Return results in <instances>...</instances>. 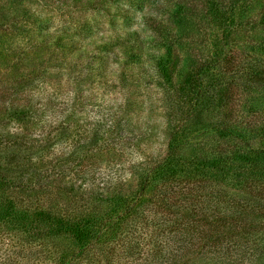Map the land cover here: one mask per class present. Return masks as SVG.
<instances>
[{"label": "trees", "instance_id": "16d2710c", "mask_svg": "<svg viewBox=\"0 0 264 264\" xmlns=\"http://www.w3.org/2000/svg\"><path fill=\"white\" fill-rule=\"evenodd\" d=\"M37 1L0 0V264H264V0H151L152 35L82 42L52 32ZM119 1L140 0H100ZM64 68L71 86L46 89ZM141 70L164 94V149L123 178L109 164L90 173L89 152L125 162L122 138L138 147L150 128L136 135L126 112L80 130L78 83ZM49 106L69 117L45 132Z\"/></svg>", "mask_w": 264, "mask_h": 264}, {"label": "rangeland", "instance_id": "374dc122", "mask_svg": "<svg viewBox=\"0 0 264 264\" xmlns=\"http://www.w3.org/2000/svg\"><path fill=\"white\" fill-rule=\"evenodd\" d=\"M149 1L151 0H140L136 3H127L125 1H119L117 3H103L100 2V0H96V5L93 8L85 9L84 7H75L73 5L67 6L65 0H39L37 1L39 4V7L37 8L39 9V13H41V18L46 22L52 32L55 31L71 35L76 40L82 42L91 37L93 39H98L105 34L114 37L133 30L140 31L141 37H144L145 34L152 35L153 33L149 30L143 32L141 23V16L143 14H148L149 12L152 14L148 7L150 5V3H148ZM158 18L167 22L166 18L161 14L158 15ZM115 52L116 50L112 49L109 54L111 55ZM144 70L147 71V69ZM144 70L138 71V74L135 76L130 75L129 77H126V83H120L116 76H107L101 79L98 77L83 79L82 84L78 83L77 88L84 90L87 93L88 98L87 103L86 105H83V108L82 106H79L75 109V118L79 119L78 124L80 130L87 129L88 131H91L97 129L98 127L104 126L103 123L105 118H110L108 121L109 123L112 118H115L116 116L122 117L126 112L132 117L131 131L136 135L138 134V130H140L138 123L146 122L150 128L147 131H139V133L146 132L148 137L144 138L138 147L134 146L132 144L133 142L131 143V140H129L134 139V137L130 136V134H126V139L122 138L124 139L122 146L126 144V148L123 146L124 157L122 159L125 162L118 163V157L110 156V158H108L105 153L102 151L101 153H98L96 149L89 152V155H87L88 166H84L88 168L90 173L94 168L96 173H101L102 171L107 170V165L109 164L114 167L119 166L122 173H124L122 175L123 178L129 176L130 174L129 169L127 168L129 165L128 162L136 164L143 162L145 158L141 155V151L144 152L146 156L154 155L156 151H163L165 145V136L163 131L164 123L159 106H161V103L163 102L164 94L160 89H156V87H154L153 81L148 78V74ZM72 82L70 69L64 68L62 72L58 74V77L54 80L52 79L45 88L49 90L54 89V91L62 93L71 86ZM135 83L139 85L138 89L135 86ZM1 85L2 84L0 83V103L3 102L2 104H8L10 101L6 99L7 94H2L5 87H1ZM58 86L60 87V90ZM128 100L130 101L128 104V110H126V103ZM56 107H52L53 109H51L49 106L48 108V112H54L55 110V113L53 115H51V113H47V116L49 117H46L44 120L45 132H48L50 129L49 125H52V131L53 126L57 127L60 124L66 126L67 124L65 119L67 120L69 117L67 115L68 111L64 110L58 112V108L56 109ZM135 118L138 120L135 121ZM106 126H108V124ZM145 126L141 125L143 129H146ZM74 127L75 123L72 122L70 123L68 129L70 128L69 130L72 131ZM15 130L18 131L19 127L15 124H11L9 127H6L2 135L4 137L8 136L9 134L15 132ZM127 140L128 143H125ZM50 141L51 139L48 138L47 142ZM100 144L102 143H99L98 145ZM51 152L52 150L50 149L49 153L46 157L44 155V157L46 159L50 158L49 156ZM54 152H58L60 155L65 154L64 157H66L67 149L65 146L59 145L58 147L56 146ZM76 156V154L72 155V159H74V161H76ZM83 163H85V161H83ZM98 167H100V170ZM62 184L66 185L64 182ZM58 186L61 188L62 185L58 184ZM54 190L56 192H60L57 188ZM62 195L69 194L62 193ZM41 249L42 252L37 254V257L41 255L39 260H41V258L45 255L43 253L44 248L42 247ZM32 251L34 250H31V252ZM34 257L35 256L32 255V258ZM39 264L45 263H40L39 261ZM195 264H197V261H195Z\"/></svg>", "mask_w": 264, "mask_h": 264}]
</instances>
